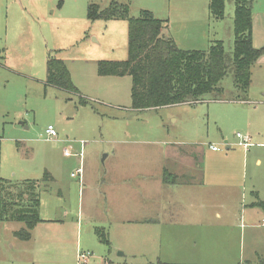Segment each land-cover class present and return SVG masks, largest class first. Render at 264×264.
<instances>
[{
  "label": "rangeland",
  "instance_id": "obj_1",
  "mask_svg": "<svg viewBox=\"0 0 264 264\" xmlns=\"http://www.w3.org/2000/svg\"><path fill=\"white\" fill-rule=\"evenodd\" d=\"M113 1L0 0V55L7 59L6 66L0 65V174L17 183L40 182L43 220L29 243L13 236V231L23 229L24 224H1V264L13 258L15 262L8 264H107V258L112 264H145L141 259L119 256L122 251L117 246L126 239L114 225L123 213L134 214V201L139 198L137 174L157 173L164 152L170 154L173 144L190 154L200 152L203 159L210 154L211 145L220 149L217 155L241 157L243 150L235 145L239 142L237 134L245 135L244 128L232 116L236 112L228 103L238 94L233 68L220 84L224 90L217 97L220 100L208 97L193 104L141 111L132 108L131 77L99 76L98 61L128 57L127 22L87 20L90 2L107 8ZM117 1L129 6L132 17L146 10L165 23L170 21L171 9H180L183 1L191 10L205 9L209 2ZM235 8L236 0H226L224 24L230 23ZM205 27L198 43L201 51L208 49L204 36L214 32L210 30L213 26ZM234 38V28L233 32L225 29L218 37L231 57ZM49 53L66 61L72 82L81 93L46 86ZM49 126L56 130V138L47 137ZM262 141L254 139L250 149L253 155L245 165L242 163L247 182L252 174L261 176L262 181L264 148L257 147ZM106 155L110 158L105 161ZM257 156L263 160L261 167L255 165ZM80 166L84 169L82 186L78 178L72 177ZM45 172L53 178L49 183L42 181ZM106 174L117 188L108 193L110 202L106 193L90 194L97 185L107 182ZM151 195L155 201L160 200L156 188ZM88 196L96 201L89 202ZM148 200L152 201L150 197ZM97 228H105L111 247L98 240ZM78 251H89L92 257L87 263H79Z\"/></svg>",
  "mask_w": 264,
  "mask_h": 264
},
{
  "label": "crops",
  "instance_id": "obj_2",
  "mask_svg": "<svg viewBox=\"0 0 264 264\" xmlns=\"http://www.w3.org/2000/svg\"><path fill=\"white\" fill-rule=\"evenodd\" d=\"M60 3L59 8L63 6ZM225 20L216 21L211 18L209 2L205 9L191 10L183 1L180 9H171L165 33L181 50L201 51L198 43L202 41L207 24L213 26L210 30H214L213 34L204 36L208 41V48L214 42H224L218 37L225 29L233 32L234 17L229 19V24H224ZM176 25L180 27L178 30L174 28ZM92 39L93 43L97 42L95 37ZM252 41L254 48H264V0H253ZM6 64V57L0 55V65ZM78 92L81 93L79 90ZM228 103L234 106L236 114L232 116L243 126L244 137L250 140L252 146L246 151L238 142L235 146L243 151L241 157L237 158L229 155L230 153L217 155L219 151L210 149V154L203 159L200 152L190 154L173 144L170 154L165 151L161 162L157 161L160 163L157 173L140 171L137 174L139 198L134 201V214L123 213L114 224L124 233L123 240L126 239L117 246L122 251L119 253L120 257L131 256L135 260H144L145 264L264 262V209L259 206L260 202L264 203V175L261 181V176L252 174L250 182H247L241 170L242 163L245 165L246 160H249L247 158L253 155L250 149L254 147V139H264V55L251 70V86L247 99L240 98L237 94ZM225 143L228 144V141ZM257 145L264 148V141ZM229 149L230 146L227 147ZM109 158L110 155H106L105 161ZM255 165L263 166L260 156H257ZM251 173L255 171L252 170ZM106 180L107 182L97 185L90 194L95 196L97 191L106 193L110 202L108 193H113L117 188L109 175ZM79 184H84V178ZM154 188L157 189L160 200L156 198L155 201V197L151 195ZM88 199L89 202L96 201L94 197L88 196ZM37 228L38 226L32 231L29 241L16 238L14 233L17 231H13V236L21 243H29ZM98 230L106 234L110 244L106 246L111 247L110 235L108 237L105 228H97L96 235ZM1 260L0 244V264ZM13 260L15 262L14 258ZM104 260L107 264L113 263L108 258ZM12 261L8 260L7 264L13 263Z\"/></svg>",
  "mask_w": 264,
  "mask_h": 264
},
{
  "label": "trees",
  "instance_id": "obj_3",
  "mask_svg": "<svg viewBox=\"0 0 264 264\" xmlns=\"http://www.w3.org/2000/svg\"><path fill=\"white\" fill-rule=\"evenodd\" d=\"M225 9L226 0H209V12L214 20H224ZM129 13V6L117 0L107 8L92 2L87 7V18L91 22L121 20L128 24L127 59L100 61L98 74L101 77H131L133 110L193 104L208 97L220 100L217 97L224 91L220 84L229 68L234 70L235 87L240 98L247 99L251 70L264 55V48L253 46V0H236L232 57L227 54L222 41L212 43L206 51L181 50L165 33L167 23L157 19L152 12L143 10L137 18ZM46 85L79 94L66 63L51 53L47 60ZM1 149L0 141V168ZM52 180V176L45 172L42 181L49 183ZM39 186V181L16 183L3 179L0 174V225L4 222L23 223L25 228L14 233L21 241H29L32 231L43 222ZM259 206L264 209V203L260 202ZM97 235L101 243L110 245L103 231L98 230Z\"/></svg>",
  "mask_w": 264,
  "mask_h": 264
},
{
  "label": "built area",
  "instance_id": "obj_4",
  "mask_svg": "<svg viewBox=\"0 0 264 264\" xmlns=\"http://www.w3.org/2000/svg\"><path fill=\"white\" fill-rule=\"evenodd\" d=\"M45 132H46L47 137L49 139H53V138H56L58 136V134H57V132L53 126H49ZM237 138L239 139L238 145L240 147H242L244 150L247 151L252 146V144L250 143V140L248 138H245L242 134L238 133ZM210 148L214 152L220 151V149L215 145H211ZM83 175H84V169L82 166H80L75 171V173L72 174V177L75 179L78 178L80 182H83ZM91 257H92L91 252L80 251V252H78L77 260L79 263H82V262L87 263Z\"/></svg>",
  "mask_w": 264,
  "mask_h": 264
}]
</instances>
